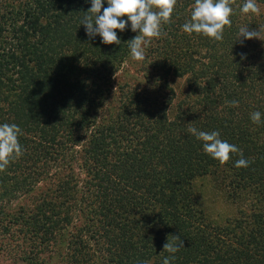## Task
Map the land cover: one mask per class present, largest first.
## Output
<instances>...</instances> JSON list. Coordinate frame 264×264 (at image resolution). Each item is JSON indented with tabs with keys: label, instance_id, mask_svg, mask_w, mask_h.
Returning <instances> with one entry per match:
<instances>
[{
	"label": "trees",
	"instance_id": "trees-1",
	"mask_svg": "<svg viewBox=\"0 0 264 264\" xmlns=\"http://www.w3.org/2000/svg\"><path fill=\"white\" fill-rule=\"evenodd\" d=\"M14 1L0 0V124L19 126L24 150L0 172L9 256L46 264L62 246L63 264H162L172 255L163 244L179 235L171 264H264V123L250 119L259 111L264 121V29L262 40L236 41L264 16L248 23L236 0L222 41L187 34L182 64L173 60L184 97L173 100L165 62L148 60L151 87L122 88L113 111L116 72L137 34L130 22L114 30L119 45L103 44L80 25L91 0ZM190 127L218 131L248 167L235 166L236 153L223 165L205 154Z\"/></svg>",
	"mask_w": 264,
	"mask_h": 264
},
{
	"label": "clouds",
	"instance_id": "clouds-1",
	"mask_svg": "<svg viewBox=\"0 0 264 264\" xmlns=\"http://www.w3.org/2000/svg\"><path fill=\"white\" fill-rule=\"evenodd\" d=\"M104 0H91V7L80 21L84 25L89 39L99 35L101 43H121L116 31L123 32L130 22L131 31L137 33L128 40L131 58L135 61L146 59V49L154 38H160L162 25L171 22L172 13L175 10L177 0H106L107 7H103ZM236 0H194L190 19L182 25V30L188 35L193 33L208 37L214 41H222L226 27H231V16L234 14ZM241 13L245 15H259L260 7L256 0H244L239 6ZM126 17L127 19H123ZM260 26L258 30H249L248 26H241L238 30L236 41L243 44L246 39H261ZM243 37V39H240ZM262 40V39H261ZM231 107H238V101L228 102ZM250 119L254 124L264 123L261 113H251ZM188 132L197 140L203 142V151L221 165L228 162L231 154L241 156L235 163L236 167H248L249 161L243 158L242 150L237 146L220 139L218 131H199L195 127L188 128ZM22 130L15 123L0 124V172L24 153L19 136ZM184 247V242L179 235H173L172 241L163 244V249L172 254L163 258L162 264H171L175 259V253Z\"/></svg>",
	"mask_w": 264,
	"mask_h": 264
},
{
	"label": "rangeland",
	"instance_id": "rangeland-1",
	"mask_svg": "<svg viewBox=\"0 0 264 264\" xmlns=\"http://www.w3.org/2000/svg\"><path fill=\"white\" fill-rule=\"evenodd\" d=\"M187 2L185 5L184 2ZM14 2H17L14 1ZM13 2V3H14ZM258 6L260 7V14L264 16V2H260L259 0H256ZM189 0H177L175 10L172 13L171 22L168 23V25L165 27L164 30H162L164 38L161 40L159 38H154L151 42V44L146 49V59L143 61H135L131 58V54H129L126 59L124 60V64L122 67H120L117 72L114 79L115 86L112 88L111 94L112 95L110 100V107L114 111L115 108L118 107V102L116 100V95L121 94L122 88H132L135 87L136 90H145V84H148L146 86L151 87L152 83L151 81L147 80L145 77V71L143 68V64H145L148 60L153 61L159 59L160 61H164L167 65V68H169V79H168V86L172 87L175 91V98L173 100L177 101V97L180 96L184 97L186 94V76H179L174 73L172 70L173 68V60H175L176 64H182V60L185 57L186 51V38L188 37L186 33L182 30V25L189 20L188 16L190 13V9H192L193 2L189 3ZM253 15H249L248 17V23H252ZM197 39V38H196ZM197 43V42H196ZM201 44V42H198ZM192 43V47H193ZM194 48V47H193ZM176 51V53H175ZM193 56H196V53H193ZM165 65V66H166ZM149 79V78H148ZM117 83H119L121 88L118 87ZM151 89V88H150ZM183 93H180L182 92ZM110 94V95H111ZM169 94L168 89H163L158 94L159 104L161 99L167 98ZM163 104V102H161ZM105 108V107H104ZM208 113L212 116L213 111H208ZM207 115V114H206ZM75 171L79 173L81 177L84 175V169H79V165H75ZM43 182L40 181L37 185V187L43 186ZM23 196L21 198H15L11 201L10 205L11 207H16L18 203H20L23 200ZM216 213V210L212 211V215ZM228 213H225L224 216H226ZM8 240L2 236H0V264H23L21 262L16 263L15 257L9 256V248L6 245V242ZM65 255L64 248L62 246L58 247L54 251V256L56 257L54 260H49L46 264H63L62 257ZM27 264V263H26ZM150 264V263H147Z\"/></svg>",
	"mask_w": 264,
	"mask_h": 264
}]
</instances>
